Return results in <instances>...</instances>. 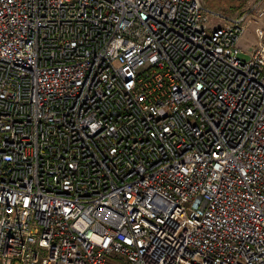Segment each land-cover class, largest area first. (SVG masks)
<instances>
[{
  "label": "built area",
  "instance_id": "1",
  "mask_svg": "<svg viewBox=\"0 0 264 264\" xmlns=\"http://www.w3.org/2000/svg\"><path fill=\"white\" fill-rule=\"evenodd\" d=\"M261 3L0 0V264H264Z\"/></svg>",
  "mask_w": 264,
  "mask_h": 264
},
{
  "label": "rangeland",
  "instance_id": "2",
  "mask_svg": "<svg viewBox=\"0 0 264 264\" xmlns=\"http://www.w3.org/2000/svg\"><path fill=\"white\" fill-rule=\"evenodd\" d=\"M201 3L210 11H213L222 16L235 17L240 15L246 9H249L258 1H261V7L264 10V0H200ZM241 6V9H236ZM233 9V11L231 10ZM212 22L219 24L215 19H211ZM264 25V18L257 24H250L244 30L243 34L238 40L237 46L240 50L239 59L247 61L249 59L248 54L252 51L256 45V32L258 27Z\"/></svg>",
  "mask_w": 264,
  "mask_h": 264
},
{
  "label": "trees",
  "instance_id": "3",
  "mask_svg": "<svg viewBox=\"0 0 264 264\" xmlns=\"http://www.w3.org/2000/svg\"><path fill=\"white\" fill-rule=\"evenodd\" d=\"M236 9L240 10L241 9V6L237 7ZM233 11V9H231Z\"/></svg>",
  "mask_w": 264,
  "mask_h": 264
}]
</instances>
